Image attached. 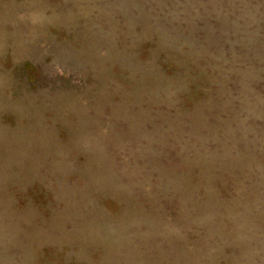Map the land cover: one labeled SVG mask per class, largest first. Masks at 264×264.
<instances>
[{
    "label": "rangeland",
    "instance_id": "rangeland-1",
    "mask_svg": "<svg viewBox=\"0 0 264 264\" xmlns=\"http://www.w3.org/2000/svg\"><path fill=\"white\" fill-rule=\"evenodd\" d=\"M0 264H264V0H0Z\"/></svg>",
    "mask_w": 264,
    "mask_h": 264
}]
</instances>
